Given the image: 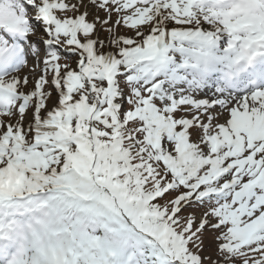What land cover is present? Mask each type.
I'll return each instance as SVG.
<instances>
[{
	"label": "snow or ice",
	"instance_id": "6c2138e0",
	"mask_svg": "<svg viewBox=\"0 0 264 264\" xmlns=\"http://www.w3.org/2000/svg\"><path fill=\"white\" fill-rule=\"evenodd\" d=\"M204 2L0 0V264H264V88L221 107L129 80L210 21L264 56V0Z\"/></svg>",
	"mask_w": 264,
	"mask_h": 264
},
{
	"label": "rangeland",
	"instance_id": "374dc122",
	"mask_svg": "<svg viewBox=\"0 0 264 264\" xmlns=\"http://www.w3.org/2000/svg\"><path fill=\"white\" fill-rule=\"evenodd\" d=\"M195 11L200 15L209 13L204 6L202 9L196 7ZM210 23L214 25L213 28L206 29L200 33V36L190 39H179V37H173L169 34L165 40L161 42V47H164L166 43L171 46L168 51L170 56L167 55L168 53L166 54L170 61L164 60L159 65L158 72L148 73L140 80H137L135 75L131 76L129 78L130 82L146 85L154 81H161L165 91H185L188 93L187 99L194 100L192 93H195L198 89L202 67L205 63L210 62L212 55L210 49L211 43H203L201 37L213 40L214 44L218 46L222 44L221 48H225L224 50H228L227 44L230 42V37H228L226 32L219 34V39H213V37L217 35L216 29L218 26L215 25L214 21H210ZM223 39H226V42H220ZM29 67H34V65H30ZM27 71L28 69L24 70L25 74ZM133 91L135 92L136 89H133ZM55 99L56 97L54 94L49 103L51 104ZM129 103H131V101H129ZM195 103L197 106L200 105L199 100H196ZM205 243L207 245L205 254L213 253L212 258L215 260L216 241L212 234H208Z\"/></svg>",
	"mask_w": 264,
	"mask_h": 264
},
{
	"label": "bare ground",
	"instance_id": "6f19581e",
	"mask_svg": "<svg viewBox=\"0 0 264 264\" xmlns=\"http://www.w3.org/2000/svg\"><path fill=\"white\" fill-rule=\"evenodd\" d=\"M228 3L221 4L220 6H226ZM206 7L209 8V5H206ZM224 49H221L218 45L212 47L211 60L203 65L204 67L200 72L201 79L195 92L199 94L207 89H211L209 95L217 97V102L221 107L226 106V102L235 99L239 94L248 95L258 88H264V67H262L264 66V62L258 68L246 71L234 79H229L226 69L231 68V61L235 51ZM216 65H221V67L218 68ZM217 72L220 75H213V73ZM253 80L254 83L252 82ZM199 102L200 104L208 103L206 99H201Z\"/></svg>",
	"mask_w": 264,
	"mask_h": 264
},
{
	"label": "clouds",
	"instance_id": "9594fccd",
	"mask_svg": "<svg viewBox=\"0 0 264 264\" xmlns=\"http://www.w3.org/2000/svg\"><path fill=\"white\" fill-rule=\"evenodd\" d=\"M223 3V0H220V4ZM241 8H250V11H245V12H239L237 11L236 14L238 15H247L250 18H258L261 15V12L259 10V8L256 5H248L244 3V0H230V2L223 7H217L216 9L222 10L224 12H231L234 10H239ZM246 50L243 49L242 47L237 48V51H235V54L233 55L232 61H231V68L230 69H226V71H228V74L231 75L233 74V72H239V73H243L245 67L249 66V64L247 63L246 60H238L237 57L239 55H241L242 53H244ZM258 58H256L257 60ZM255 60V61H256ZM218 68L221 67V65H216ZM264 67V66H262ZM213 75H220L219 72L217 73H213Z\"/></svg>",
	"mask_w": 264,
	"mask_h": 264
}]
</instances>
